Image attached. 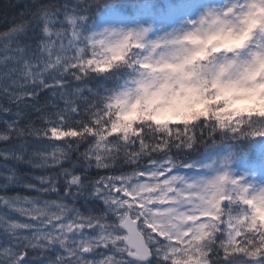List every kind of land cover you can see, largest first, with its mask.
<instances>
[{"label": "clouds", "instance_id": "1", "mask_svg": "<svg viewBox=\"0 0 264 264\" xmlns=\"http://www.w3.org/2000/svg\"><path fill=\"white\" fill-rule=\"evenodd\" d=\"M6 3L22 7L0 27V141L10 157L0 182L39 181L41 191L0 196V264H161L188 217L137 215L107 176L126 168L141 134L172 136L192 154L264 137V0H199L163 28L100 19L105 0ZM131 190L146 203L173 198L167 185ZM193 196L184 202L198 222L182 257L264 264V180ZM159 231L167 238L157 242Z\"/></svg>", "mask_w": 264, "mask_h": 264}, {"label": "snow or ice", "instance_id": "2", "mask_svg": "<svg viewBox=\"0 0 264 264\" xmlns=\"http://www.w3.org/2000/svg\"><path fill=\"white\" fill-rule=\"evenodd\" d=\"M190 8L189 2L181 0V2L167 5L159 13V17L161 20L175 19L188 13ZM130 36L131 32H127L124 39L127 40ZM179 103L182 104L183 101L181 100ZM0 123H3L2 119H0ZM116 130L113 127L112 131L115 132ZM60 135H63V132ZM202 135L203 132H201ZM141 146H143V151H140ZM7 151L5 141H0V167H3L4 161L10 159L6 154ZM190 154L191 150L181 140L174 139L172 136L165 137L157 134L144 136L141 134V138L129 149L130 160L126 168L114 171L107 176V180L111 181L108 188L121 200L126 201L130 207L136 209L137 215H142L144 208L148 207L154 211L174 210L188 217L185 221L186 235L184 239L172 238L169 240L161 264H181V261L183 264H190L188 259L181 256L178 249H181L184 240L191 236L190 229L198 221L193 218L194 214L190 210L191 205L185 203V200L194 199V193L200 194L210 191L229 181L241 185L250 181L247 175H235L231 171L228 167L227 157L219 164L213 162L200 163L192 161ZM29 168L32 169V166L29 165ZM25 175L32 176L35 173L33 171L25 172ZM236 176L240 177L239 181L235 179ZM132 185H138L141 193L157 185H167L171 190L169 195L173 198L162 203H146L141 200L136 192L131 190ZM13 189L17 190L13 191ZM40 191L39 181L35 184L31 181L19 180L15 184L0 182V196L12 195L32 199ZM241 192H243V188H241ZM227 203L225 201V204ZM153 236L156 237L157 242H160L167 238V233L163 231L154 232Z\"/></svg>", "mask_w": 264, "mask_h": 264}, {"label": "rangeland", "instance_id": "3", "mask_svg": "<svg viewBox=\"0 0 264 264\" xmlns=\"http://www.w3.org/2000/svg\"><path fill=\"white\" fill-rule=\"evenodd\" d=\"M189 3L191 4V8L188 13L171 20H161L159 14H154L153 11L146 6L138 8L136 12L130 16L123 13L115 5H106L99 10L97 16L100 19L112 20L124 26H135L141 22L151 21L157 28H163L165 26L178 24L181 19L188 16L194 8L199 6V0H193ZM227 143L228 144L213 146L211 151L205 150L201 156L199 155L191 159L200 163L213 162L219 164L227 157L228 167L235 175L245 174L250 180H264V137H256L253 139L252 145L256 146L260 144L259 151L255 149L256 161L247 160L238 149H235L233 143L230 141H227ZM22 170L25 172L34 171L27 165H23Z\"/></svg>", "mask_w": 264, "mask_h": 264}, {"label": "trees", "instance_id": "4", "mask_svg": "<svg viewBox=\"0 0 264 264\" xmlns=\"http://www.w3.org/2000/svg\"><path fill=\"white\" fill-rule=\"evenodd\" d=\"M167 1V3L170 1V2H179L181 0H165ZM185 1H189V0H185ZM105 2H112V3H118L120 6L123 7V9L126 11V12H129V13H132V10L135 8V7H138V5L140 3H147L150 7H153V9H159L160 7H163V3H164V0H105ZM13 8V7H12ZM8 17V16H7ZM0 19L1 21L3 22V26H5L6 24V20H8V18H4V17H1L0 16ZM249 140L250 139H242V140H239V141H236V142H233L235 145L237 146H240L242 148H244V151L245 152H249L248 149H247V146H252L251 143H249ZM230 141V140H229ZM205 150H201L199 153H195V154H190V157H195L197 156L198 154H202Z\"/></svg>", "mask_w": 264, "mask_h": 264}, {"label": "bare ground", "instance_id": "5", "mask_svg": "<svg viewBox=\"0 0 264 264\" xmlns=\"http://www.w3.org/2000/svg\"><path fill=\"white\" fill-rule=\"evenodd\" d=\"M22 7V4H17L15 7H9L6 3V0H0V16L4 18H8L13 12L16 11L17 8ZM8 16V17H7ZM7 24L8 20L5 21ZM3 22L0 19V27H3ZM17 189H13L15 191Z\"/></svg>", "mask_w": 264, "mask_h": 264}]
</instances>
